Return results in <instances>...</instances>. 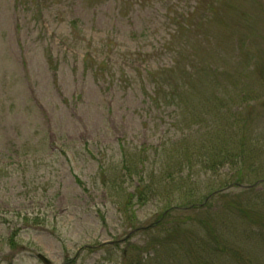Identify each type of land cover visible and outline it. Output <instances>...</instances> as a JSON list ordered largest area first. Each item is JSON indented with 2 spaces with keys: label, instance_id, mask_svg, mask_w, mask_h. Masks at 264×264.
Masks as SVG:
<instances>
[{
  "label": "rangeland",
  "instance_id": "374dc122",
  "mask_svg": "<svg viewBox=\"0 0 264 264\" xmlns=\"http://www.w3.org/2000/svg\"><path fill=\"white\" fill-rule=\"evenodd\" d=\"M29 1L0 0V264H44L37 253L49 264H128L131 257L150 264L147 243L172 225L168 252L206 249L195 220L205 229L217 216L224 238L263 261L264 236L223 207L242 196L238 188L200 208L158 215L192 191L206 195L240 167L201 170L192 183L185 168L174 180L166 175L174 145L195 140L189 129L203 100L221 111L210 108L215 114L203 113L201 122L214 124L229 147L236 143L230 132L243 129L233 110L242 112L251 148L246 164L264 170V0ZM68 34L74 45L65 56ZM149 72L179 84L180 108L168 103L172 88L156 92ZM244 87L248 95L240 97ZM184 148L179 144L177 154ZM123 159L138 174L120 170ZM104 161L119 174L116 190L96 173ZM140 175L156 190L145 199L134 192ZM252 196L264 211V189ZM165 253L161 246L162 264H180Z\"/></svg>",
  "mask_w": 264,
  "mask_h": 264
},
{
  "label": "trees",
  "instance_id": "16d2710c",
  "mask_svg": "<svg viewBox=\"0 0 264 264\" xmlns=\"http://www.w3.org/2000/svg\"><path fill=\"white\" fill-rule=\"evenodd\" d=\"M16 1L18 3L21 2V0H16ZM29 2L30 4L33 5L38 3L39 0H30ZM75 24H76L75 22L71 23V25H75ZM63 39L66 41L64 53L65 56H67L68 53H70V47L74 44L70 43L69 41L70 34L63 37ZM89 56L90 53L88 52H85L82 56L85 68H88L87 66H88ZM48 57H49L48 63L50 67L53 68V66L56 65V62H54V64L52 63V59H53L52 52L48 54ZM54 70H56V68ZM188 70L189 69H187L186 79L190 84L189 81L190 72ZM204 72L207 75L213 76L212 72L209 73L207 70H204ZM148 77L150 78V80L154 81L155 89L157 93L163 91L165 89V86L172 88L173 93L169 97L170 99L168 103L170 104L174 103L178 108L181 107L182 104L180 101L181 94L178 95L176 91L177 90L176 88H179V84L174 79L167 77L165 78L161 75H158L157 72H149ZM185 83H183V85ZM186 88L190 90L192 88L191 84ZM210 94L211 93H209L208 95ZM246 95H248V92L247 89L244 87V89L240 92L239 96L244 97ZM202 108L204 109L202 112H195V114L198 115V118L195 116L194 121L197 122H193L191 125V129H189L192 133L189 134V137L193 135V138L195 140H192V142L180 141L174 145L173 149L171 150V153L173 154V156L176 157V159L167 161L169 170L165 172L166 175L170 177L169 179L174 180L175 177L174 175H177L174 173H176L178 167L185 168L188 170V174H186L187 176L183 175V173H181V175L179 176H186V178L189 179L192 183L193 181L196 182V174L201 170L204 171L205 173H207L208 171H215L219 167L222 168L224 165L228 163L233 166H235V163H238L240 167L236 168L235 172L231 174V177L226 178L224 176L223 179L220 177V180L218 179L217 185L213 184V188H210L206 195L204 193H199L203 191H198V192L192 191L189 195L188 200L176 201L174 205L167 204V207L164 209V211L162 213H159L158 219L163 218V214L165 213L167 214L169 212V209L172 210L177 206H180V208L197 209L200 208L199 206L201 204L208 205L213 201V199L217 198L220 200V198L228 197L227 195L230 196V192H231L230 188L231 189L238 188L239 191L242 193V196L239 198L240 195L237 194L230 199L232 201L227 200L223 204L224 209L230 212H234V213L236 212L238 215H242L243 218L252 221V224L256 229L254 235L259 234L260 236L263 237L264 218H261V216L264 215L263 213L264 211L257 204L252 202V200L254 199V196H252V194L256 190V188L258 190L264 189V170L255 169L254 163L246 164V161H250L251 158V154H250L251 148L249 145L250 139L248 138V128H247L248 125L244 121L246 117H244L242 112H236L234 114L235 110H233V117H232L233 122L239 123L235 125H238L243 129L237 131L238 135H236L235 132L233 133V131L230 132V135L228 136V140L232 141L233 143L236 141L234 145L232 143L233 146L237 144V147L235 149H231L233 146L229 147L227 143L224 144L225 141L223 140V135L218 134V130L214 128V124L209 126L206 123L201 122L203 113H207V114L210 113V108H214L217 111H221V109L218 107L216 108L212 107L211 104H209V101L206 100H203ZM212 114H215V111H212L210 113V115ZM202 123H204L203 128L193 129L194 127ZM246 142H247L248 150L246 149ZM179 144H183L185 148L183 154L181 153L178 155L176 148L177 146H179ZM260 151L261 149L257 148V152ZM123 162L125 163V165L124 166L122 165L120 170H123L122 168H124L130 173V176L133 175L130 172L131 170H133L135 174H138L136 165L133 164L126 165L127 159H123ZM107 163H108L107 161L99 162L98 171H96V173L99 174L100 181L105 188L116 190L117 187H120L118 181L119 174L118 175L115 174L114 173L116 172L115 169L113 167L108 166ZM77 180L79 181L78 178ZM175 188L177 189L176 185ZM134 192H136V196L138 199H145V196L148 193L152 194L156 192V190L150 184H146L142 178V175H140L139 180L137 181V184L134 187ZM134 192L131 194L133 195ZM198 193L200 194V196L198 195ZM131 194H129L130 197ZM195 222L197 226L201 228L206 234V249L205 248L197 249V248L189 247L193 249V252L190 253L187 250L185 251L184 254L179 247H174L175 251L177 249V252H174L173 250H170L168 252V250L171 247L175 246L174 242H172V238L174 234L177 232V229L175 225H172L171 231L167 229L165 230L163 235L161 234L157 235L159 239L147 243L146 250L147 251L150 250L151 252L154 253L152 257L153 260H151L150 264H162L159 261V255H160L159 253L161 246L163 249H166L167 253H165V255L167 261L176 258L180 264H253V263L264 264V260L260 262L259 259H256L255 255L253 254L250 255L245 253L241 247V244L233 243L231 241H228L226 238H224V236L220 233V225L221 223H224L223 218H221L220 216L214 218V222L208 225L205 229L204 226L200 225V224H206L205 222L200 221V219L195 220ZM205 230H208V233H206ZM238 234L242 236V233H238ZM202 236L203 233L197 239H200ZM254 238H255L254 242L260 241L259 236L256 237L254 236ZM154 244L157 246V249L155 248ZM135 247L136 246L133 245V250L135 249ZM254 249H256V245L254 246ZM207 252H209L211 260L206 258ZM213 260L214 262L216 261L218 263H214ZM128 264H141V260L131 257V260L128 262Z\"/></svg>",
  "mask_w": 264,
  "mask_h": 264
},
{
  "label": "water",
  "instance_id": "95a60500",
  "mask_svg": "<svg viewBox=\"0 0 264 264\" xmlns=\"http://www.w3.org/2000/svg\"><path fill=\"white\" fill-rule=\"evenodd\" d=\"M37 258L40 259L44 264H49L50 261L49 259H47V257H45L43 254L41 253H37Z\"/></svg>",
  "mask_w": 264,
  "mask_h": 264
}]
</instances>
